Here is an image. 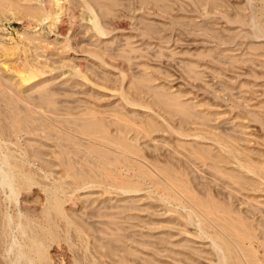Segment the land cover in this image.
Masks as SVG:
<instances>
[{
    "label": "rangeland",
    "instance_id": "1",
    "mask_svg": "<svg viewBox=\"0 0 264 264\" xmlns=\"http://www.w3.org/2000/svg\"><path fill=\"white\" fill-rule=\"evenodd\" d=\"M121 1L122 2L125 1L124 3H126V4L130 3L128 5L130 6V8L132 7L128 13H125V12L122 13L123 15H121V16H122V20L124 22V26H123L124 28L118 29V54L125 53V55H127V56L136 57V58L132 57L134 61H132L130 63L129 70H130L131 77L133 78V75H134V78H137L135 76H138V75L140 76L144 72L145 69H150V70L153 69L151 71L154 73V76H155V79H154L155 82L154 83L156 85L161 86V88H164L163 90H166V89H168L170 91L172 90V92L174 94L176 93L181 97V100L183 99L182 101H185V102L190 101L191 103L195 104L194 106H198L197 109H199L200 114H203V113L206 114L207 112L210 111V113H208V115L210 116L209 118H210L211 122L205 123V121H203V119H201L200 117L198 118V116L191 114L190 115L191 117L189 116V118H188V122L182 123L179 119L181 117L180 114H177V116L176 115L171 116L167 110H164L162 107L160 108V106L157 104H153V106H151V112H149V113H146L144 110H137L136 114L137 115L139 114L138 117L136 116L134 111L130 112L127 109L121 110V108H118V110L120 109V111H118V112L114 111L115 107H114V109H112V107H113L112 105H114V104L108 106L109 108L105 105V103H100V104H98L99 106L96 104L98 106V108H100V109H98L95 104H88L89 105L88 107H87V105H84V104L80 105L79 102H81V100L82 101L84 100L83 93L87 92V89H85V88L83 89L81 87V84L82 85H88L89 84L90 86H92L93 83L90 84L88 79H90V81H93L92 78L94 77V74L91 71L93 69L91 67L92 64L88 62V60L86 59V56L77 55L74 58L75 60L76 59L78 60L79 58L82 59L83 65L86 63V65L84 67L85 69H83V71L81 73L83 75L85 74L84 76L82 75L84 78H82V77L78 78V82H80V85H79L80 87L75 83H73V84L69 83L70 85L63 82V81H61L62 82L61 83L60 79L64 78L66 74L63 75V77L58 78V80L53 79L59 75V71H55V70L51 71V69H49L50 72L48 71L49 73H47V70H48L47 68L43 71L44 73L42 71H40L38 66L36 65L37 61L35 62V60H37L36 58H38L36 56H38L39 52H36V51L34 52L33 47L30 45L31 42H29V39L36 38L40 35V33H43V31H44L43 28L39 24L30 27L29 24H26L22 21L19 22L14 17V15L12 13H10V12H8V14L5 13L6 15L3 14L2 16H0V75L5 76L6 78H11L12 81L14 82L12 85L13 88H15V86L17 84H21V85L28 87V86H31L35 83L40 82V81H44L46 79H51L52 82H50L48 87L51 89L52 93L54 94L56 105H57L55 108V110L57 109L56 111L52 112V110H50L49 107L46 108L47 106L45 107V106H41L39 104H38L39 106L38 105L35 106L36 104L29 103L25 100L23 102L25 104L27 102L26 105H28V106H30V104H31L30 107L34 110L35 116H40L39 118L44 116V118H42V119L46 120L47 124L51 123V126L54 128V130L56 131L57 134H63V135L68 134L67 137H66V135H64V136L66 138L70 137L69 139H71L73 136V138L71 141L63 142V145H62L63 147H58L56 145V140L54 138H51L50 140L46 139V134L43 131V128L40 127V129H37V130L34 129L33 135L31 134L32 138L35 139L37 137V139H41V140L48 143L49 149H50V155H51L53 161H55V162L53 163V166L51 168L46 169L38 159H36V158H33V159L30 158L28 160L26 159V161H25L26 164L24 165L23 170L26 172L31 171L34 174V175L33 174L32 175L34 176L35 181L32 184L27 185L24 188L21 187L19 189L18 192L20 194L18 195L19 197L17 196L19 201L13 199L15 197H13L14 194L9 192V191H12L10 187L6 186L5 191L0 190V194L2 193V195H0V200H1L0 204H2V205H0L1 209H2V207L3 208L5 207L4 210H6V212H8L10 214H15L14 212L17 211V207H16L17 204L15 205V203H17V201H18L19 203L22 202L24 204H27L26 208L28 207L27 209H29V210H35V209L39 210L46 203V197H47V194L45 193L46 189L53 187L54 184L55 185L57 183L61 184V182H63L62 185H64L65 183L67 184L66 186L64 185V187H63L64 190H65V188L67 190L62 191V193L64 192L63 194L61 193L63 195L64 200L66 201L64 204L65 211L67 210L66 212H68V213L73 212L74 214H77V215H82L85 213L82 216H84L86 219H88V223H90L89 227L91 228V226H93L91 228V230L94 231L93 232L94 234L97 232L95 235L97 238L99 236V238H101L100 240L106 241L107 240L106 238H108V239L115 238L116 232H118L119 236L128 237L127 235H129V237L131 236V238H132V236L134 235L136 239L137 238L139 239V240L137 239L138 241L142 242V240H144V242H142V243L150 242V244L152 243V245H154V244L156 245L158 243V246H159L160 240L162 239L159 237H163L162 234H165L168 232L177 234L179 232L178 233L179 235L184 233L183 235H181L182 238H185V236H187L186 237L187 240L193 239L191 241H193V242L197 241L196 243H198L199 246L197 244L196 245L198 247L202 246V247H200L201 249L199 248V250H202V252L205 251V253H207V255L205 253H202L201 257L196 256L197 257V264H251V263L252 264H264V183L259 182L257 185H255L257 188L259 187L258 189H256L255 186L252 187L253 189L252 188L249 189V187H248V189L245 188V186H243V184L240 182V180L238 181V178L236 176V170L234 168L235 166L233 165L234 166L233 167L232 165H225V166L222 165L219 167V164H218L219 161L217 160L218 159L217 154H219L220 151H219L218 147L215 145L212 146L211 144H207L208 142L213 141L215 139H218L220 141V139L222 137L220 142H222V141L224 142L225 140H227L229 145H232L231 148H235L237 146L235 149H233V153L237 154V156L235 155L237 160L241 156L245 157V155L247 157H250V158L245 157L246 160H243L244 158L241 157L242 159L238 160L239 163H241V164L245 163V161H247V159H248L250 161V163L252 164L251 161L254 160L253 163H255V164H252L253 166L257 165L258 167L264 168V119L262 120V118H261V120L263 122L257 121V120H256L257 121L256 122L251 116H248L246 114L244 116H239L238 115L239 109L236 106L239 102H245L247 99H248L247 101L249 104L254 103V102H255L254 104L258 103L256 105L257 109L255 108L256 112L259 113L264 118V113L259 112L262 109L260 110V106H258L260 104L264 105V77H263L264 76V51H263L264 50V35L261 36L260 38H256V36H254V33H253V31H254L253 25L251 24L252 23V19H251L252 14L257 13L256 16L258 15V12H260V10L264 8L263 7L264 6V0H225V2H224L225 4H223V6H222L223 8L220 5V6H218L217 9H213L212 11L210 10L213 13V14L211 13V17H212L211 21L214 23L216 30H219L218 33L224 38H222L221 36H218L219 34H216V33H212L213 36L210 33L208 35V33H206V32L204 33L203 30H202L203 31L202 32L201 30H198V29H197L198 31L196 30L193 33V32H191V30L189 31L188 26L178 24L176 27L174 26V28H171L170 30H166L167 32L165 31V33L163 35H161V36L159 35L160 38H158L159 36H157L158 39L155 37V40L154 39H151L150 41L145 40V43H143L141 45L140 51H135V52L134 51L132 52L131 49L128 48V47H130L128 45V40L132 37H133V39H136V40L140 38V35L138 34V32L136 30H134L135 15L141 9L140 3H139L140 0H121ZM241 5H243V6H241ZM138 6H139V10H138ZM135 7H137V8H135ZM187 8H188V10H187ZM191 9H192L191 7H186V12H185V16H184L185 18L187 17L186 19H192L193 16L197 15L195 12H193V9H192V11H191ZM206 9L207 8L201 9L203 11V12L202 11L201 12L206 13L208 10V9L207 10ZM177 10L180 11V9H178V8L175 11L178 12ZM215 10H216V12H215L216 14L214 13ZM191 13H193V14H191ZM202 13H200L198 16L202 15ZM186 14L187 15L189 14V15L187 16ZM190 14L192 15L191 18L189 17ZM123 16H124V19H123ZM132 17H134V18H132ZM202 17L203 16H201V18L199 17L198 19H202ZM156 18L158 19L159 23H158ZM156 18H155L156 20L154 19V21H156L158 24L163 23L161 17L159 18V16H157ZM213 18H215V19H213ZM241 18L245 19V21L248 20L247 21L248 23L247 22H246L247 24H244L245 22L240 23L239 21L242 20ZM256 22H257V24H259V26L261 25L264 27V17L258 15L256 18ZM242 24H244V25L242 26ZM222 30L224 32L226 30V32L221 33ZM137 34H138V38L136 37ZM204 35H205V37H204ZM127 37L129 38L128 40H126ZM161 37H165V38L163 39ZM212 37H213V39H212ZM166 39H168V40H166ZM130 41H132V39H130ZM148 47H149V49H148ZM126 48H128V49H126ZM129 50L131 52H129ZM212 51H213V53H212ZM227 51H229V52H227ZM222 52H224V53H222ZM143 53H146V54H143ZM141 54H143L144 56L142 57ZM244 54H246V56H244ZM226 55H227V57H226ZM254 55H256V57ZM44 58L45 57H43V58L40 57V60L44 59ZM229 58H231L232 60ZM200 59H201V61H200ZM220 60H222V61H220ZM234 60H236V64H235ZM134 62H136L137 64L134 65L133 64ZM187 62L188 63L189 62L199 63L198 67L201 69L199 71H201L200 73L203 77V78L201 77L202 81H201V78H197V80H196L195 79L196 76L195 77L192 76L194 78L193 79L191 77V75H192L191 72L188 74V72H187L188 70L186 71V69H188L186 66ZM25 63L29 64L30 69L25 68V66H24ZM87 63H89V65ZM118 63H119V61H118ZM140 63L141 64L143 63L142 66ZM119 65L122 66L121 63ZM138 65H140V66H138ZM136 67H137V69H136ZM141 68L142 69L145 68V69L142 70ZM85 70H86V72H85ZM28 71H30V72H28ZM66 71H68L67 74L70 72L69 70H66ZM210 71H212V72H210ZM97 72L100 73V71H97ZM139 72H141V73H139ZM88 74H90V75H88ZM194 75H195V73H194ZM204 76H205V79H204ZM1 85L4 88H6L7 90L11 91L12 87H10L6 84H3V83ZM118 85L120 86V84H118ZM59 86L61 87V89L58 88ZM68 86H69V88H67ZM72 86H73V88L71 89L70 87H72ZM119 86H118V93L122 90V87L121 86L119 87ZM111 87H112V89H111ZM115 87L116 86L109 85V88H110L109 91L111 90L113 93H115V91L117 90V87L116 88ZM66 88L68 90H65ZM125 88H127V85ZM70 89L72 90V93L69 92V91H71ZM184 94H186V95H184ZM81 96H82V98H81ZM146 100H149V98L148 99L146 98ZM213 106H214V109L211 108ZM216 106H218L217 110H215ZM2 107L4 108V105ZM83 107L85 109H87L89 107H91V108L94 107L93 108L94 112H95L94 115H96L95 117L97 119L100 120V118H101V121L105 120L104 122L107 123L108 125L110 123H112L108 127L111 134H113V135L116 134L115 136L124 135L125 138L127 135V138H126L127 142L129 141L128 143H130V144L135 143V146H137V148L140 149L139 151H140L141 155L139 154L138 155L139 157L137 155L136 156H137V158H141V159L138 160L134 155L133 157L135 158V160H137V162L134 159L133 160L136 163L139 162L142 167L146 168V170L144 168H142V169L147 171L149 178L146 176L145 178H141V179L139 178V180L137 179V181H136L134 179L132 169H130L131 171L129 169L127 170L128 167L123 168L120 165L119 166L118 165H109V168H108L109 170H111L108 172H110L112 174L114 173L113 175H115L117 181H118V179L123 180L125 178L124 180H128V178H130V179L133 178L137 184L139 183L136 186V188L139 191H137L136 193H135V190H137L136 188H133L134 190L132 188L131 189L127 188L126 190L124 189V191H127V193L125 192V194H122V193H124L123 187L120 186V184H116L115 182H114V184L111 183L110 182L111 179L108 177V179H109L108 180L107 177H105L106 176L104 174L105 170L104 169L103 170L98 169V167H96L97 164L93 165V163L97 159V158L95 159L94 155H91L90 157L86 158V157H84L85 155L83 153H73L71 151V150H73L72 149L73 143H75L79 140H80V142H82L83 144H85L87 146L89 145L93 148L97 147L98 149L99 148L102 149V151H106L109 149L108 147H110L106 143V141H104V138L101 137V134L97 133L95 135L92 134V136H91V134H86V133L81 132L79 129H77L76 125L74 126V125H70L68 123V121L66 120L67 119L66 118L67 112L75 113V115L77 116V114L80 115L85 111V109ZM95 108H97V109H95ZM67 109H69V110H67ZM172 109H175V107L174 108L172 107ZM71 110H73L74 112ZM96 110L98 112H96ZM108 112H109V114H108ZM113 113L115 115H113ZM150 113L152 115H150ZM219 113H223L221 118L218 116ZM43 114L49 115L50 117L48 118L47 116H45ZM125 114H127V115H125ZM130 114H132V117H131L132 119H130V116H131ZM140 115H141V117L139 118ZM146 116L147 117L152 116L156 119L155 123L157 121V123H156L157 125L154 124V126L158 127L160 125V123L166 124V125L168 124V127H172L174 129L184 131L185 133L188 131L186 133L188 136L186 137V139L180 140L177 136H175V134H173L169 131H165V132L164 131H153V132L151 131L152 133L151 132L149 133L148 131H145L146 130L145 126H148V122H149L150 118H147ZM234 116H238L239 118L238 117L235 118ZM123 117H125V118H123ZM126 118H128L127 121H129V122H125ZM133 118H135V119H133ZM146 119H148V120H146ZM115 120H116V123L117 122H119V123L113 124V122H115ZM120 122L122 123L121 124L122 126L119 125ZM139 122H140V124L141 123L142 124L139 125ZM2 124H3V122H0V160H1L0 161L1 162L0 168H2V167L4 168V165L2 163V158L5 155H8V152H9V155H10V153H12L11 155H13L15 153L13 156L15 157L16 160H14V157H13L14 161H22L23 162V159H25L24 153L28 149L27 142H29V139H28L30 136L29 133L32 132V131L29 132L26 129H22V130H18L16 132H14V133L12 132L10 134H7L5 132H2V126H3ZM126 125H128V126H126ZM241 125H242V127H240ZM140 126H143L144 128H142ZM200 126H201V128H200ZM73 127H76V128H73ZM126 127H129V129H127L128 131L126 130ZM203 127L204 128L206 127V128L204 129ZM121 128L123 130H121ZM134 128H135V131L140 130L139 132H141V133L138 136L134 135V133H136L135 131H131V130H134ZM207 128H209V129H207ZM243 128H245V129H243ZM141 129H143V130H141ZM198 130H199V132H198ZM122 131H125V133H123ZM142 131H144V132H142ZM211 131H213V132H211ZM145 132L147 133V134H145L146 136L144 135ZM203 132L204 133L206 132L207 134L210 133L211 135L210 134L208 135V136H210V138H207V134L203 135L204 134ZM195 133H196V135H198V133H199V135L201 134L203 136V138H201L202 140H200L199 137L194 135ZM213 133L214 134L216 133L215 136L213 135ZM97 136H98V138H97ZM217 136H220V139ZM99 137H101V139L103 138V140H101ZM95 139H96V141H95ZM128 139H130V140H128ZM244 139L247 141L245 142ZM53 141H55V142H53ZM134 141H136V142H134ZM203 141L204 142L208 141V142L205 144ZM242 141H243V143H242ZM145 142H147V143H145ZM98 143H100V144H98ZM106 144L108 146H106ZM202 144L204 145L203 146L204 148H207V150H209L211 152L210 155H204L203 154L204 153V152H202L203 147L200 146ZM50 145H51V147H50ZM234 145H236V146H234ZM53 146L56 148H54ZM198 146L202 147V148H200L201 153L198 152V151H200ZM244 146H245V148H244ZM64 148L68 152L70 151L69 154L72 152L70 155L66 156V158L64 159V160H66L65 162L72 163L73 166L75 164V166H74L75 168L80 166L82 163L87 164V162H88V165L90 164L89 167L92 170H94V171L97 170L96 171L97 173L100 171V173H99L100 176L98 175L99 178L101 177L100 180L98 179V181H97L98 176H96V179L93 180L91 183L86 182L85 185L83 184L84 186L83 185L77 186L74 182L73 177L70 176L68 170L66 169L67 167L65 168L63 166V165H65V163L62 164L63 162L60 161L63 157L60 154L64 150ZM67 148L68 149L71 148V149L68 150ZM141 149H143V150H141ZM216 149H218V150H216ZM237 149H238V151H237ZM212 150L214 152H212ZM246 150H248V151L246 152ZM59 151H61V152H59ZM56 152H58V153H56ZM82 154H83V157H82ZM239 154H240V156H239ZM171 155L174 156V158H176L178 161L176 159L173 160L171 158L172 157ZM213 155H215L216 158ZM56 156H58V157H56ZM90 158H92V159H90ZM213 159L214 160L216 159V162ZM58 160H59L60 164L58 163ZM240 160H242L244 162H242ZM175 161H177V162H175ZM145 163H147V164H145ZM213 163H215V164H213ZM168 164H170L172 166H170ZM112 166H113V168H112ZM168 166H169V168L171 167L172 171L174 169L173 172L178 175V178H180L178 182L175 183L174 181H171L165 175L162 174V171L160 172L161 167H168ZM215 166L218 168H216ZM156 167L157 168L159 167V168L157 169ZM110 173H108V174H110ZM122 175H124L125 177L123 176L124 178H122ZM182 175H184V176H182ZM118 176H119V178H118ZM127 176H129V177L127 178ZM7 178L8 177H6V180L9 179V178L8 179ZM166 178L169 181L168 184L166 183V182H168L166 180ZM163 179L166 181L165 184H167V186L170 183H172L169 185V187L171 188L173 193H175V192L177 193L175 195L173 194L174 199L170 200V202H166V204H165V202L163 203L162 199H159V198H162V194L164 193L163 192L164 191L163 186L165 184L162 183V182H164ZM150 180L151 181L155 180L156 182L152 183ZM187 181H189V182H187ZM180 182L181 183L184 182L186 184L187 188L183 189V187H181L179 185V184H181ZM108 183H110L111 185ZM155 183H157V184L155 185ZM174 183H175V185H174ZM115 184H116V187L114 186ZM45 185L47 188H45ZM110 186H111V188H110ZM112 186H114L115 188L112 189L113 188ZM173 186H175V187H173ZM178 186L181 188H178ZM185 189L186 190L188 189L190 191H188V190L186 191ZM131 190H133V191H131ZM2 191L4 192V195H3ZM186 192H189V193H186ZM179 193H181V194H179ZM10 194H12V195H10ZM7 195H9L10 197L9 196L6 197ZM160 195H161V197H160ZM176 195H177V197L180 196V198L179 199H177V197L175 198ZM66 196L69 198H67ZM133 199H135V200H133ZM138 199L139 200L142 199L141 203L144 202L145 204L150 205L153 208H155V207L157 208V210L155 209L156 211L154 212L156 214L153 213L154 216H153V214L149 213L150 214L149 215L147 213L145 215H146V218L148 220L146 218L145 219L147 220V222L149 224L151 221H153V219H154L153 222H159V223L163 222L161 228H158L156 225H155L156 229L153 226H151V227L147 226V228L150 229L149 232H148V229L145 227H141V228H143L142 230H140L141 228L135 229V227L132 226L133 224L129 221L127 215L125 216L126 217V219H125L124 215L126 213L125 212H124V214L122 213L124 211L123 210L124 207H126L128 204H131V202L133 203V201H138ZM196 199H199V200H196ZM208 199H210L212 201L211 204H209L210 200H208ZM206 200H207L208 205L206 204ZM93 201H94V203H93ZM195 201H198L200 203L202 202V204H204L205 207L203 205L197 204V202H195ZM125 202H130V203L127 204ZM194 203L197 204L198 206L195 205ZM213 203L214 204L216 203V205H214ZM122 204H124V205H122ZM156 204H158V205H156ZM116 205H117V207H116ZM163 206H164V208L162 209ZM183 206H186V207H183ZM36 207H38V208H36ZM173 208H174V210H173ZM182 208L184 211L182 210ZM187 209L189 211H187ZM194 209H195V211H194ZM83 211H85V212H83ZM100 214H101V216H100ZM108 214H109V216H108ZM110 214H112V215L110 216ZM188 214L189 215L191 214L193 216L195 222L193 221L192 224L196 223V225H197V226L195 224L193 225V226H195V228L192 226V224H190L188 222V219H187L188 218L187 216H189ZM183 216L185 217V219ZM227 216H229V217H227ZM112 217H114V218L112 219ZM170 218L172 219V221L177 220L178 224L179 223L181 224V225L179 224L180 225L179 228H181V229L177 230L178 224L175 225V227L173 226L171 228L169 225V223L172 222ZM128 221H129V223H128ZM153 222H151V223H153ZM165 222H166V224L164 225V227H166V225H167V227H170V228H164L166 232L164 231V229L162 230L163 224ZM167 222H169V223H167ZM189 224H190V226H189ZM126 227H127L128 231H127ZM152 227H153V230H152ZM190 227H192V228H190ZM99 228H101V229H99ZM173 228H174V231H173ZM95 229H97V230H95ZM154 229H155V231H154ZM131 230H133V232L135 230L134 233L137 235H135ZM180 230H182L181 232H183V233H181ZM187 230H188V232H187ZM105 231H107V232H105ZM184 231L187 233H185ZM126 232L127 233L129 232L130 234L129 233L127 234ZM120 233H122L123 235L122 234L120 235ZM140 233H142V235H140ZM125 234H127V235H125ZM144 234H145V236H144ZM153 235H154V238L156 240L153 238ZM134 236H133V238H134ZM157 237L160 240H158ZM145 240H146V242H145ZM149 240H152V241H149ZM153 241H154V244H153ZM155 241H157V242H155ZM213 243H217V245L220 244L218 246V248H220L222 251L220 252L218 250L219 251L218 252ZM120 244L121 243H118V245H120ZM65 247L66 246L63 242L54 243L52 245V248L49 251V255L50 256L52 255L51 257H52L54 264H68V263L71 264L70 261L72 258L71 257L72 253L71 254L68 253L67 247H66V249H64ZM205 247H207V248H205ZM157 251L160 252V250H157ZM162 253L165 255L164 257H163V255L161 256ZM162 253L160 252L159 254L156 255V261H154V264L155 263L157 264V262H159L160 264H164V263L165 264H183V263L189 264L190 263L187 260H185V262H184V260H182L179 257L178 258L177 257L171 258L170 256H168V253L165 251ZM209 253H210V256H209ZM137 254H139V253H137ZM137 254H136V256L140 257V254L139 255H137ZM143 254L145 256H142L140 258L139 257L136 258L135 255L133 256V257H135L134 259H132L133 257H129V258H131L128 260L129 264H142V263L149 264V263H151L150 262L151 260L148 261V258L150 256L146 252L141 253V255H143ZM158 255H160V256H158ZM222 255L225 256V259H226L225 261L222 260V258H221ZM205 256H207V257H205ZM199 257L201 259H199ZM176 258H177V261H176ZM135 259H137V260H135ZM211 259H213V260H211ZM106 260L108 262L110 261L109 259L105 258V261ZM131 260H132V263H130ZM146 262H148V263H146ZM118 263H119V261H118ZM108 264H110V263H108ZM190 264H192V263H190Z\"/></svg>",
    "mask_w": 264,
    "mask_h": 264
},
{
    "label": "bare ground",
    "instance_id": "2",
    "mask_svg": "<svg viewBox=\"0 0 264 264\" xmlns=\"http://www.w3.org/2000/svg\"><path fill=\"white\" fill-rule=\"evenodd\" d=\"M124 2H122L121 0H0V16H2L5 13L8 14V12H10V13H12L14 15V17L19 22L22 21V22H24L26 24H29L30 27L39 24L43 28V30H44L43 33H40V35L38 37H36V38L29 39V42H31L30 45L33 47L34 52L36 51V52H39V54H40V55L38 54V56H36L38 58H36L37 60H35V62L37 61L36 65L38 66L40 71L43 72L46 68L48 69L47 73L50 72L49 69H51V71H54V70L55 71H59V75L56 78H53V79H57L58 80V78H61V77H63V75L66 74L64 78L60 79V82L63 81L65 83H67V84L75 83V84H77L79 86L80 82H78V78H80V77L84 78L83 76L85 74L83 75L81 73H82L83 69H85L84 67H85L86 63L83 65L82 59L79 58L78 60L77 59L75 60L74 58L77 55L86 56V59L88 60V62L92 64L91 67L93 69L91 71L94 74V77H93L94 79L92 78L93 81H90V79H88L90 84L93 83L92 86H90L89 84H88L89 86L81 84V87L83 89L84 88L87 89V92L83 93L84 100L83 101L81 100V102H79L80 100L78 101L80 103V105L84 104V105H87V107H88L89 106L88 104H95V105L97 104L98 105L100 103H105V105L108 107V106L114 104V105H112L113 106L112 109H114V107H115L114 111H116V112L120 111V109L118 110V108H121V110L122 109H127L130 112L134 111L135 114H136L137 110H144L146 113H149V112H151V106H153V104H157V105L160 106V108L162 107L164 110H167L170 113L171 116L172 115H176L177 116V114H180L181 117L179 119H180V121L182 123H187L188 122V118H189V116L191 114L198 116V118L200 117L201 119H203V121H205V123L211 122L210 118H209L210 116L208 115V113H210V111L207 112L206 114H204V113L200 114L199 109H197L198 106H194L195 104L191 103L190 101L189 102L182 101L183 99L181 100V97L178 94H176V93L174 94L172 92V90L171 91L168 90V89L163 90L164 88H161V86L156 85L154 83L155 82L154 73L151 71L153 69L150 70V69H145L144 68L145 69L144 70V69L141 68L142 70H144V72L140 76L137 74L139 77L135 76L137 78H134V75H133V78L131 77L129 67H130V63L132 61H134L133 58H132L134 56H132V57L127 56V55H125V53L118 54V29H120V28L123 29L124 28L123 27L124 26V22L122 20V16L121 15H123L122 14L123 12L128 13L131 10V8H132V7L130 8V6L128 5L130 3L126 4ZM224 2H225V0H140L139 3H140V6H141V9L135 15V20H134L135 24L133 23L134 24V30H136L138 32V34L140 35V38L136 40V39H133V37H132V38H130V39H132V41H130V39L127 37L126 40L129 39L128 40V45L130 46L128 48L131 49L132 52L133 51L134 52L135 51H140L141 45L143 43H145V40H148V41H150L151 39L155 40V37L157 38V36L163 35L166 30H170L171 28H174V26L176 27L178 24H181V25H184V26L185 25L188 26L189 27V31L191 30V32H193V33L198 29V30H201V31L203 30L204 33L206 32V33H208V35L210 33L212 36H213L212 33L219 34L218 33L219 30H216V27L214 26V23L211 21L212 20V17H211V13L212 12L211 11L213 9H217L218 6H220V5L222 7L223 4H225ZM241 6H243V5H241ZM186 7H191L193 9V12H195L197 15L193 16L192 19H186L187 17L186 18L184 17L185 16V12H186ZM135 8H137V7H135ZM177 8L180 9V11L177 10L178 12H176L175 10ZM203 8H207L208 9V10L206 9L207 10L206 13H202L203 11L201 9H203ZM192 9H191V11H192ZM138 10H139V6H138ZM187 10H188V8H187ZM215 12H216V10L214 11V13ZM200 13H202V15L198 16ZM191 14H193V13H191ZM191 14L189 16L190 18L192 16ZM256 14L257 13H253L252 16H251L252 17L251 18L252 19V23L251 24L253 25V29H254V31H253L254 36H256V38H260L261 36L264 35V29H263L264 27L261 26V25H260L261 26L260 27L259 24H257L256 18H257L258 15L264 17V8L261 9L260 12H258L257 16H256ZM157 16H159V18L160 17L162 18V22H163L162 24H158L159 21L156 18ZM201 16H203L202 19H198L199 17L201 18ZM132 18H134V17H132ZM155 18L157 19L158 23L156 21H154ZM123 19H124V16H123ZM213 19H215V18H213ZM247 21H245V19H242L239 22L240 23H244L245 22L244 24H247L248 23ZM244 24H242V26ZM225 32H226V30H225ZM225 32L223 30L221 31V33H225ZM138 34L136 36L137 38H138ZM205 35H204V37H205ZM160 36L158 38H160ZM218 36H221V35L219 34ZM161 38L164 39L165 37H161ZM222 38H224V37H222ZM212 39H213V37H212ZM166 40H168V39H166ZM128 48H126V49H128ZM148 49H149V47H148ZM131 51L129 50V52H131ZM227 52H229V51H227ZM212 53H213V51H212ZM222 53H224V52H222ZM143 54H146V53H143ZM143 54H141L142 57L144 56ZM244 56H246V54H244ZM254 56L256 57V55H254ZM40 57H42V58L45 57V58L40 60ZM226 57H227V55H226ZM134 58H136V57H134ZM229 59H231V58H229ZM118 61H119V63H118ZM200 61H201V59H200ZM220 61H222V60H220ZM234 61H235V64H236V60H234ZM89 63H87V64L89 65ZM120 63H121L122 66L119 65ZM133 64L135 65L137 63L134 62ZM142 64H141V66H142ZM198 64L199 63H197V62H189V63L187 62L186 66H187L188 69L185 68L186 71L188 70L187 71L188 74L190 72L192 73L191 77L192 76L193 77L196 76L195 77L196 80H197V78H201L202 77V75L200 73L201 71H199L201 69L198 67L199 66ZM24 66H25L26 69H30L28 63H25ZM138 66H140V65H138ZM136 69H137V67H136ZM66 70H69L70 72L67 74L68 71H66ZM30 71H28V72H30ZM97 71H100L101 74L99 72H97ZM85 72H86V70H85ZM193 72L195 73V75H194ZM210 72H212V71H210ZM139 73H141V72H139ZM88 75H90V74H88ZM202 78H201V81H202ZM204 79H205V76H204ZM50 82H52L51 79H46L44 81H40V82L35 83V84H33L31 86H28V87L24 86V85H21V84H17L15 86V88H13L12 85H13L14 82L12 81V79L11 78H6L5 76L0 75V122H3V124H2L3 125L2 126V132L10 134L12 132L14 133V132H16L18 130H22V129H26L29 132L32 131V132L29 133V135H30L29 138H28L29 142H27L28 149L26 151L27 153L24 151L25 152L24 153V155H25L24 158L25 159H23V162L22 161H14V160H16L15 157L13 156L15 153L13 155H11L12 153H10V155H9V152H8V155H5V156L3 155L4 157L2 158V163L4 165V168L3 167H2L3 169L0 168V190H4L5 191V187L6 186L10 187L12 191H9V192L14 194L13 197H15V198H13V199H15V200H18V197H19L18 195L20 194L18 191H19V189L21 187L24 188L27 185H30V184H32L35 181L34 180V176H33L34 174L31 171L26 172V171L23 170L24 165L26 164V162H25L26 159L28 160L30 158L31 159L36 158L43 164V166L46 169L51 168L53 166V163L55 162V161H53V159H52V157L50 155V149H49L48 143L43 141V140H41V139H37V137L35 139L32 138L31 134L33 135L34 129L37 130V129H40V127L43 128V131L46 134V139L50 140L51 138H54L56 140V145L58 147H63L62 146L63 142L71 141L72 138H73V136H72L71 139H69L70 137L66 138L68 134H64V135H66V137L63 134H57L56 131L54 130V128L51 126V123L47 124L46 120L42 119V118H44V116L41 117V118H39L40 116H35L34 110L30 107L31 104H30V106L26 105L27 102H29V103L36 104L35 106H37L38 104L41 105V106H45V107L47 106L46 108L49 107V109L52 110V112L56 111L57 109L55 110V108H56L57 105H56L55 97H54V94L52 93L51 89L48 87ZM2 83L12 87L11 91H9L6 88H4L1 85ZM118 84H120V86L122 87V90L119 93H118V86H119ZM109 85L117 87V90L115 91V93H113L111 90L109 91V89H110ZM126 85H127V88H125ZM58 88L61 89L60 86ZM67 88H69V86ZM67 88L65 90H68ZM70 88L72 89L73 86L70 87ZM111 89H112V87H111ZM69 92L72 93V90L69 91ZM184 95H186V94H184ZM81 98H82V96H81ZM146 98L147 99L149 98L150 101L146 100ZM24 100L27 101L26 104L23 102ZM247 100L245 101L246 103L245 102H239L236 105L237 108L239 109V111L237 110L238 111V115L239 116H244L246 114L248 116H251L255 121L257 120V121L263 122L262 121L264 119L263 116H261L259 113L256 112V109H257L256 105L258 103L254 104L255 103L254 102V103L249 104ZM3 105H4V108L2 107ZM98 106H97V108H98ZM258 106H260V110L262 109L259 112H263L264 113V105L260 104ZM91 107H89L87 109H85L83 107L85 109V111L82 114H80V115L77 114V116L75 115V113L67 112V115H66L67 119L66 120L68 121V123L70 125H74V126L76 125L77 129H79L83 133L91 134V136H92V134H94V135L97 134V133L101 134V137L104 138V141H106V143L110 147H108L109 148L108 150L105 149L106 151H102V149H100V148H99L100 149L99 150L97 147H96L97 148L96 149L95 147L93 148V147H91L89 145L87 146V145L83 144L82 142H80V140H79L77 142L74 141L75 143L72 142L73 143V146H72L73 150H71V151L73 153H83L85 155L84 157H86V158L90 157L91 155H94L95 159L96 158L97 159L95 160L93 165L97 164L96 167H98V169H102V170L104 169L105 173L104 172L103 173L106 175L105 177H107V179L109 177L111 179L110 182L113 183V184H114V182L116 184H120V186L123 187V191H124V189L126 190L127 188H130V189L131 188L132 189L136 188V186L139 184V183L138 184L136 183L137 179L139 180V178L140 179L141 178H145L146 176L149 178V176L147 174V171H145L146 168L142 167L139 162H138L139 164L136 163L137 160H135V158L133 157L135 155V157L137 158V156L140 154V151H139L140 149H138L137 146H135V143H133L134 144L133 145V144L128 143L129 141L127 142V140H126L127 135H126V138H125L124 135L115 136L116 134H114V135L111 134V132H110L108 127L112 123H110L108 125L107 123L104 122L105 120L101 121V118H100V120L97 119L95 117L96 115H94V113H95L94 109H93L94 107L93 108H91ZM172 107L173 108L175 107V109H172ZM217 107L218 106L215 107L216 108L215 110H217ZM97 108H95V109H97ZM211 108L214 109V106L211 107ZM69 109H67V110H69ZM98 109H100V108H98ZM71 111H73V110H71ZM96 112H98V111L96 110ZM108 114H109V112H108ZM43 115L47 116L48 118L50 117L49 115H46V114H43ZM113 115H115V114L113 113ZM125 115H127V114H125ZM130 115H131L130 119H132L131 118L132 114H130ZM138 115L136 114L137 117H138ZM150 115H152V114L150 113ZM222 115H223V113H219L218 114V116L220 118L222 117ZM140 117H141V115L139 116V118ZM234 117L236 118L238 116H234ZM123 118H125V117H123ZM147 118H150V120L148 122V126H145V125L144 126L146 128L145 131H148L149 133L151 131L152 132L153 131H164V132L165 131H169V132L175 134V136H177L180 140L186 139V137L188 136L186 134L188 131L185 133L184 131H181V130H178V129H174L172 127H168V124L166 125V124H161V123H160V125L158 124L159 126L157 127V126H154V124L157 123V121L155 123L156 119L154 117L149 116ZM261 118H262V120H261ZM133 119H135V118H133ZM125 120H126L125 122H129V121H127L128 118H126ZM146 120H148V119H146ZM114 123H116V120H115V122H113V124ZM118 123L119 122H117L116 124H118ZM121 124L122 123L120 122L119 125H121ZM141 124L139 122V125H141ZM126 126H128V125H126ZM76 127H73V128H76ZM140 127L144 128L143 126H140ZM240 127H242V125ZM200 128H201V126H200ZM127 129H129V127H126V130ZM207 129H209V128H207ZM243 129H245V128H243ZM121 130H123V129L121 128ZM141 130H143V129H141ZM131 131H135V128H134V130H131ZM139 131H135L136 133L133 132L134 135L138 136L141 133ZM122 132L125 133V131H122ZM142 132H144V131H142ZM198 132H199V130H198ZM211 132H213V131H211ZM145 134H147V133L145 132L144 135ZM205 134H207V133L205 132L203 135H205ZM209 134L210 133L207 134V138H210V136H208ZM215 134L213 133L214 136H215ZM194 135H196V133ZM196 136L199 137L200 140H202L201 138H203V136L201 134L199 135V133ZM101 137H99V138L101 139ZM217 137H219V139H220V136H217ZM97 138H98V136H97ZM103 138L101 140H103ZM130 139H128V140H130ZM221 139H222V137H221ZM221 139H220V141H221ZM95 141H96V139H95ZM220 141L218 139H215V140L210 141V142L207 141L208 143L203 141L205 144L207 143V144H211L212 146L215 145V146L218 147V149L220 151V153L217 154L218 155V157H217L218 159L217 160L219 161V163H218L219 167L222 166V165H224V166L225 165H232V166L234 165L235 167L234 166L233 167L236 170V176L238 178V181L240 180V182L243 184V186H245V188H247V189H248V187H249V189L254 187L259 182H263L264 183V168L258 167L257 165H256L257 167L253 166L252 164H255V163H253L254 160L251 161L252 164L250 163V161L248 159H247V161H245V163H242V164L239 163L238 162L239 159L244 158L243 160H246L245 157H247V156L246 155H245V157L241 156L242 158L239 157V159L237 160V158L235 157V155L237 156V154L233 153V149H235L237 147L236 146L237 144L234 145V146H236L235 148H231L232 145H229L227 140H225L224 142L223 141L220 142ZM243 141H242V143H243ZM246 141L247 140H245V142ZM53 142H55V141H53ZM134 142H136V141H134ZM145 143H147V142H145ZM98 144H100V143H98ZM107 144H106V146H108ZM200 146L203 147L204 145L202 144ZM50 147H51V145H50ZM202 147H199V150ZM54 148H56V147H54ZM244 148H245V146H244ZM70 149L71 148H69L68 150H70ZM218 149H216V150H218ZM141 150H143V149H141ZM61 151H59V152H61ZM237 151H238V149H237ZM247 151L248 150H246V152ZM69 152L64 148V150L61 152V154L59 153L61 156H63L60 161L63 162L62 164L65 163V165H63V166L65 168L67 167L66 169L68 170L70 176L73 177L74 182H75V184L77 186H82L83 184L85 185L86 182H90L91 183L93 180L96 179V176H98V175L100 176V174H99L100 171L97 173L96 172L97 170L96 171L92 170L89 167L90 164L88 165V162H87V164L86 163H82L77 168L74 167L75 164L73 166L72 163L65 162L66 160H64V159L66 158V156L70 155L72 153L71 152L69 154ZM198 152L201 153V150L198 151ZM202 152H204L203 153L204 155H210V153H211L209 150H207V148H204V147L202 148ZM212 152H214V151L212 150ZM56 153H58V152H56ZM83 154H82V157H83ZM213 156L215 157V155H213ZM239 156H240V154H239ZM13 157H14V160H13ZM56 157H58V156H56ZM171 158L173 160L176 159V158H174V156H172ZM247 158H250V157H247ZM90 159H92V158H90ZM137 159L139 160L141 158H137ZM177 161H175V162H177ZM214 161L216 162V159ZM240 161H242V160H240ZM242 162H244V161H242ZM58 163H59V160H58ZM0 164H1V162H0ZM145 164H147V163H145ZM213 164H215V163H213ZM109 165H118V166L120 165L123 168L124 167H128L127 170L128 169L129 170L132 169L133 176H134V179L136 181L133 178L132 179L128 178L129 176H127L128 180H124L125 179L124 175H122V178H124L123 180H121V179L119 180L118 179V181H117L115 175H113L114 173L112 174V173L108 172V171H111V170L108 169ZM168 165H170V164H168ZM170 166H172V165H170ZM112 168H113V166H112ZM142 168H144L145 170L142 169ZM216 168H218V167H216ZM161 171H162L163 175H165L168 179H170L171 181H174L175 183L178 182L179 179H180V178H178V175L173 172L174 169L172 171L171 167L169 168V166L168 167H161L160 172ZM108 173H110V174H108ZM99 176L97 178V181H98V179L100 180V178H101V177L99 178ZM182 176H184V175H182ZM6 177H8L9 179L7 178L8 180H6ZM118 178H119V176H118ZM167 178H166V180H167ZM151 182L153 183V182H156V181L153 180ZM165 182L166 181L164 180V182H162V183L165 184ZM187 182H189V181H187ZM166 183L168 184L169 181L166 182ZM175 183H174V185H175ZM57 184L56 185L52 184L53 187H50V188L46 189V192H45L47 194L46 203L39 210L38 209L37 210L36 209L35 210H29V209H27L28 207L26 208L27 204H24L22 202L19 203L18 202L19 200L17 201V203H15V205L17 204V206H16L17 207V211L14 212L15 214H10V213L6 212V210H4L5 207L4 208L2 207V209L0 207V264H54V262L52 260V257H51L52 255L51 256L49 255V251L52 248V245L54 243H61V242H63L65 244V246L67 247V252L70 253V254L72 253L71 254L72 258H71V261H70L71 264H108V263H110V264H119V263L120 264H129L128 260L131 259L129 257H133L134 255L136 256L137 253L140 254V257L145 256L144 254L141 255V253H143V252H146L150 256L149 258L147 257L148 261L151 260L150 262L152 264H154V261H156V255L159 254L160 252L162 253L164 251L167 252L168 256H170L171 258H174V257L178 258L179 257L182 260H184V262H185V260H187L188 262H190L192 264H197V257L196 256H200L201 257L202 256L201 254L205 253V251L202 252V250H199V248L202 247V246L198 247L199 245H198V243H196L197 241L196 242L191 241L193 239L187 240L186 239L187 236H185V238H182L181 235L184 234L183 232H181L182 230H180V232L183 233L181 235L178 234L179 232L177 234L168 232V233L162 234L163 237H159L158 236L159 238H162L160 240L157 237L158 240H160L159 246H158V243L155 245L154 241H153L154 245H152V243L150 244V242H148V241H147L148 243H142V242H144V240H142V242L138 241L139 239L137 238L138 239L137 240L135 238V236L133 235L134 238L136 239L135 240L133 238V236L131 238V236L129 237V235H127L129 232L128 233L126 232L127 234H125L128 237H124V236H119L118 232L115 231L116 232V237L115 238H111V239L106 238L107 239L106 241L105 240H100L101 238H99V236H98V238H99L98 239L96 237V235H95L97 232L94 234L93 233L94 231L91 230V228L93 226H91V228L89 227L90 223H88V219H86L84 216H82L85 213L82 214V215H77V214H74L73 212L68 213V212H66L67 210L65 211L64 204H65L66 201L63 198L62 194L64 192L62 193V191H66L67 190L66 188H65V190L63 188L64 185L66 186L67 184L65 183L64 185H62L63 182H61V184L60 183L58 185ZM108 184H110V183H108ZM116 184L114 185L115 187H116ZM156 184L157 183H155V185ZM167 184H165L166 186L162 185L163 189H164V191H163L164 193L162 194V198H159V199H162L163 203L165 202V204H166V202H170V200H173L174 199V195L177 194L175 191H174L175 193H173V191L169 187V185L172 184V183H170L168 186H167ZM179 185L181 187H183V189L187 188L186 184L184 182H182ZM114 186H112L113 187L112 189L115 188ZM173 187H175V186H173ZM181 187L178 186V188H181ZM45 188H47L46 185H45ZM110 188H111V186H110ZM255 188L258 189L259 187L257 188L255 186ZM133 190H131V191H133ZM137 191H139V190L138 189L135 190V193ZM188 191H190V190H188ZM125 192L127 193V191H124V193H122V194H125ZM186 193H189V192H186ZM12 194H10V195H12ZM179 194H181V193H179ZM0 195H2V193ZM3 195H4V192H3ZM8 196L9 195H7L6 197H8ZM160 197H161V195H160ZM176 197H177V195L175 196V198ZM67 198H69V197H67ZM179 198H180V196L177 197V199H179ZM133 200H135V199H133ZM196 200H199V199H196ZM208 200H210V199H208ZM141 201H142V199L141 200L138 199V201H133V203L130 201L131 204H128L130 202H125L128 205L126 207H124V209H123L124 211L122 213L123 214H124V212L126 213L124 215V217L127 215L129 221L133 224L132 226L135 227V229L136 228H141V227L147 228V226L148 227L153 226L155 228V225L158 228H161L163 222L162 223L153 222L154 219L152 218L153 221H151V222H153V223H151L149 221L150 222V224H149L147 222L148 219L146 218V215H145L147 213L148 214L149 213L153 214L157 210V208L156 207L153 208L150 205L145 204L144 202H143L144 203L143 204V203H141ZM195 202H197V204H199V205H203L204 206V204H202V202L201 203L198 202V201H195ZM211 202L212 201L210 200L209 204H211ZM93 203H94V201H93ZM216 203L215 204L213 203V204L216 205ZM197 204H195V205H197ZM206 204H207V200H206ZM0 205H2V204H0ZM122 205H124V204H122ZM156 205H158V204H156ZM38 207H36V208H38ZM116 207H117V205H116ZM183 207H186V206H183ZM163 208H164V206L162 207V209ZM173 210H174V208H173ZM182 210H183V208H182ZM187 211H189V210L187 209ZM194 211H195V209H194ZM83 212H85V211H83ZM154 214H156V213H154ZM154 214H153V216H154ZM111 215L112 214H110V216ZM100 216H101V214H100ZM108 216H109V214H108ZM187 217L186 218L188 219V222L190 224H192L193 221H194L193 216L190 214ZM227 217H229V216H227ZM113 218L114 217H112V219ZM125 219H126V217H125ZM184 219H185V217H184ZM129 221H128V223H129ZM171 221H172V219H171ZM167 223H169V222H167ZM165 224H166V222L163 224L162 230L164 228H170V227L172 228L173 226L175 227V225L178 224V221L177 220H173L172 222H170L169 223L170 227H167V225H166V227H164ZM179 224L177 226L178 227L177 230L181 229V228H179V226L181 224L180 225ZM190 224H189V226H190ZM194 224L196 225V223H194ZM194 224H192V226ZM153 227H152V230H153ZM193 227L195 228V226H193ZM190 228H192V227H190ZM99 229H101V228H99ZM126 229H127V227H126ZM142 229L143 228H141L140 230H142ZM155 229H154V231H155ZM95 230H97V229H95ZM149 230L150 229H148V232H149ZM127 231H128V229H127ZM131 231L133 232V230H131ZM164 231H165V229H164ZM173 231H174V228H173ZM105 232H107V231H105ZM134 232H135V230H134ZM187 232H188V230H187ZM187 232H185V233H187ZM121 234L122 233H120V235ZM135 235H137V234H135ZM140 235H142V233H140ZM144 236H145V234H144ZM153 238H154V235H153ZM149 241H152V240H149ZM145 242H146V240H145ZM155 242H157V241H155ZM118 243H121V244L118 245ZM213 244L216 247L217 251L218 250L220 252L222 251L220 248H218V246L220 244L219 245H217V243H213ZM66 247L64 249H66ZM207 247H205V248H207ZM157 250H160V252L157 251ZM139 254H137V255H139ZM205 254L207 255V253H205ZM162 255H163V257L165 256L163 253L161 254V256ZM158 256H160V255H158ZM209 256H210V253H209ZM137 257H139V256H136V258ZM200 257H199V259H201ZM205 257H207V256H205ZM105 258L109 259L110 261L109 262L107 260L105 261ZM134 258L135 257H133L132 259H134ZM177 258H176V261H177ZM221 258H222L223 261L226 260L225 256H223V255H222ZM135 260H137V259H135ZM211 260H213V259H211ZM118 261H119V263H118ZM130 263H132V260L130 261ZM146 263H148V262H146ZM151 263H149V264H151ZM158 263L159 262H157V264ZM142 264H144V263H142ZM183 264H185V263H183Z\"/></svg>",
    "mask_w": 264,
    "mask_h": 264
}]
</instances>
